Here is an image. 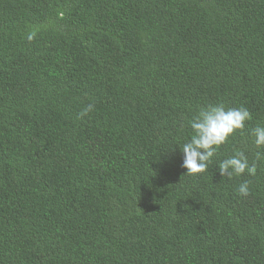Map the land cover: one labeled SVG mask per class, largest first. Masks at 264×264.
I'll return each instance as SVG.
<instances>
[{"label": "trees", "instance_id": "trees-1", "mask_svg": "<svg viewBox=\"0 0 264 264\" xmlns=\"http://www.w3.org/2000/svg\"><path fill=\"white\" fill-rule=\"evenodd\" d=\"M219 103L253 119L187 174ZM257 124L264 0H0V264H264V161L218 170Z\"/></svg>", "mask_w": 264, "mask_h": 264}, {"label": "clouds", "instance_id": "clouds-1", "mask_svg": "<svg viewBox=\"0 0 264 264\" xmlns=\"http://www.w3.org/2000/svg\"><path fill=\"white\" fill-rule=\"evenodd\" d=\"M31 39V36H29ZM94 104L89 103L81 111V117L94 110ZM253 119L251 111L246 107L232 108L223 103L208 105L201 108L198 113L188 121L192 130L190 139L182 146V167L187 174L202 173L212 163V158L218 149L224 145L237 130L243 132L247 122ZM257 149H264V125L257 124L250 129ZM264 161V151H257L255 159L251 162L244 150H236L234 154L218 163L219 174L231 179L233 176H256L258 165ZM251 181L245 180L236 189L240 196L251 193Z\"/></svg>", "mask_w": 264, "mask_h": 264}]
</instances>
